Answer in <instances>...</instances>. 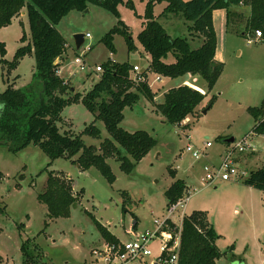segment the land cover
<instances>
[{"label": "rangeland", "instance_id": "obj_1", "mask_svg": "<svg viewBox=\"0 0 264 264\" xmlns=\"http://www.w3.org/2000/svg\"><path fill=\"white\" fill-rule=\"evenodd\" d=\"M126 1L116 4L118 15L103 6L89 4L83 10L69 11L57 24L67 45L64 75L67 76L73 67L74 57L83 53L84 47H90L85 54L90 63L89 70L78 72L69 79L74 92L85 94L92 85L91 79H98L94 66L108 58L138 65L140 70L147 67L148 59L137 34L149 0H130L132 8ZM153 2L154 15L171 36H188L186 23L189 21L180 14L159 16L166 1ZM236 9L243 13L239 29L244 25L249 7L240 5ZM170 15L174 21L167 24L165 19ZM118 19L127 26L131 42L137 49L129 51L125 36L119 33L113 36L114 52H110L101 40ZM213 19L216 51L222 57L223 70L194 113L175 125L156 112L155 105L162 100L164 91L179 85L182 79L161 77L158 80L153 71L148 74L153 101L141 93L138 101L123 109L120 122L123 129L131 132L146 130L157 141L135 163L131 172L123 171L114 157L106 158L115 175L110 183L97 167L80 170L71 159L51 160L33 143L17 151L0 144V264H22L20 246L26 241L36 259L29 264H103L92 253L94 247L106 242L93 219L120 241H129L134 238L135 231L141 233L154 227L153 218L164 213L165 190L177 178L195 189L188 199L185 214L204 211L206 220L218 234L215 242L223 254L215 264H264V190L235 180L207 185L202 178L204 167L219 162L225 151L227 143L223 139L233 137L236 142L253 132L255 121L247 107L259 105L264 98V41L249 43L248 37L234 34L236 26L225 32L223 20L218 15ZM23 33L25 41L21 42ZM76 33H89L78 49L74 44ZM29 40L30 27L24 8L10 24L0 28V41L4 42L6 50L4 58L11 61L15 50ZM191 44L195 45L194 42ZM34 63L33 53H27L18 66L7 73L0 60V92L10 83L17 88L28 83ZM193 81L201 87L205 85L199 76ZM130 90L136 91L134 87ZM212 96L215 97L213 102L203 113L202 108L208 106ZM60 117L57 124L61 132L78 135L90 123L99 128L98 137L81 134L85 145L99 147L104 138L110 137L103 121L96 120L81 103L67 105ZM184 134H188L189 141L202 150L200 158L195 159L185 149L188 140ZM206 140L212 145L205 148ZM252 144L253 150L238 154L240 165L248 170L264 166V136L253 132ZM76 158L77 155L73 157ZM171 171L175 176L170 174ZM50 172L66 178L77 197L67 217L48 218L46 205L37 199L45 189ZM135 221L137 225L133 232ZM155 246L153 241L151 247ZM151 260L152 257H147L129 264H148Z\"/></svg>", "mask_w": 264, "mask_h": 264}, {"label": "trees", "instance_id": "obj_2", "mask_svg": "<svg viewBox=\"0 0 264 264\" xmlns=\"http://www.w3.org/2000/svg\"><path fill=\"white\" fill-rule=\"evenodd\" d=\"M122 0H0V28L11 23L25 8L30 40L19 46L8 61L4 42L0 41V60L6 66L7 73L15 69L27 53L34 55V70L28 83L14 87L11 83L0 92V144L11 151H17L29 143L38 145L51 159L62 157L71 159L80 170L95 166L101 174L112 183L115 175L106 158L114 157L120 168L129 173L135 163L145 156L157 143L146 130L127 131L120 126L123 109L132 106L145 95L153 101L147 79L133 82L129 76L132 66L127 61L116 62L109 58L102 65L98 79L92 82L88 91L81 95L74 92L69 81L57 74L61 59L67 51L66 40L57 28L60 20L71 10H83L89 4L103 6L116 15V4ZM166 6L159 13L180 14L187 25L188 36H171L153 13V0L146 4L142 18V27L137 38L144 52L149 56L147 68L151 72L168 78H183L190 75L193 80L201 77L205 85L201 91L191 85L181 83L170 87L163 93L162 100L155 105L156 112L171 124L185 120L200 105L212 89L223 70V62L215 59L216 34L212 22V11L224 9L226 12V29L236 26L234 34L248 37L249 32L261 30L264 37V0H165ZM133 7L130 0L126 1ZM249 7V15L244 25L239 28L243 13L237 7ZM125 36L128 50L136 49L125 23H117L102 37L110 52H114V34ZM191 38V39H190ZM201 39L198 46H192L191 40ZM21 42L25 41L23 33ZM172 61H168L169 57ZM145 77L146 71H143ZM134 87L136 91L130 90ZM212 96L208 109L214 100ZM72 103H81L96 120H101L109 133L100 142L99 147L85 145L81 134L98 137L99 128L90 123L81 134L61 132L58 126L63 109ZM247 111L255 124L252 131L264 136V99L256 106H248ZM119 146V147H118ZM100 150V151H99ZM77 155L76 159H73ZM170 174L175 176V172ZM245 184L264 190V166L251 170L242 180ZM186 186L182 178L175 179L165 190L166 205L175 202ZM39 202L46 205L48 218L67 217L71 206L77 200L72 193L71 183L53 172L48 174L44 191L37 196ZM101 237L109 243L119 239L100 222L93 219ZM47 223L45 222V225ZM137 222L133 224V230ZM218 234L205 218L204 211H192L185 215L180 231L178 264H215L223 254L216 245ZM20 246L22 264H29L36 259L27 245Z\"/></svg>", "mask_w": 264, "mask_h": 264}, {"label": "built area", "instance_id": "obj_3", "mask_svg": "<svg viewBox=\"0 0 264 264\" xmlns=\"http://www.w3.org/2000/svg\"><path fill=\"white\" fill-rule=\"evenodd\" d=\"M255 38L248 37L247 42H255V40L264 41L263 33L261 30H255ZM89 37V33L83 35V42ZM81 44V45H82ZM80 45V46H81ZM90 50L89 46L84 47L83 53H78L73 61V67L68 72L67 77L64 76V69L59 67L57 74L62 76L65 81L72 78L76 73L89 70V63L85 59L86 52ZM102 65L96 64L93 71L98 73V77L102 72ZM146 71L147 76L143 74ZM151 71L146 67L140 70L138 65H132L129 69V76L135 83H139L147 79L149 83L148 74ZM162 76L157 74L158 80ZM93 78L91 79V83ZM149 87L150 83H149ZM188 140L185 149L191 153L195 159L200 158L203 152L200 148L193 145L189 139L188 134H184ZM253 132L245 134L240 140H235L229 144L222 156L216 164H209L205 166V174L202 177L207 185H216L220 181H242L245 179L250 171L245 166L240 165L241 161L238 159V154L247 153L253 150L252 144ZM209 140L204 142V147L211 146ZM254 170V169H252ZM186 183L182 195L175 201L165 206L164 213L161 217H154L152 229H147L144 232H134V238L129 241L117 243L104 242L98 247L92 249L96 260H100L103 264H129L136 260H141L147 257H152L148 264H178V249L180 243V231L182 220L185 215V208L190 195L194 192ZM155 241V248L151 247V243ZM153 249H156L155 252Z\"/></svg>", "mask_w": 264, "mask_h": 264}, {"label": "crops", "instance_id": "obj_4", "mask_svg": "<svg viewBox=\"0 0 264 264\" xmlns=\"http://www.w3.org/2000/svg\"><path fill=\"white\" fill-rule=\"evenodd\" d=\"M165 6H166V4H165ZM164 6V7H165ZM214 15H218L222 20H223V22H224V28H225V32H227V29H226V12H225V10L224 9H215V10H213L212 11V22H214ZM248 15H249V13H248ZM174 17V16H173ZM158 20H159V18H158ZM142 21H144V19L142 18ZM172 21H174L173 19H172V15H170L169 17H167L166 19H165V22L168 24V22L169 23H172ZM161 23V22H160ZM162 24V23H161ZM188 24H190V22H188V23H186V28H187V25ZM163 25V24H162ZM140 27H142V22H141V26ZM213 27H214V24H213ZM165 28V27H164ZM215 28V27H214ZM215 30V29H214ZM187 34H188V31H187ZM216 34V33H215ZM248 37H251V38H255V35H254V32L252 33V35L250 36V35H248ZM191 39V38H190ZM191 42L193 43L194 42V46L196 47V46H198V45H200V43H201V39H194V40H191ZM255 42H263V41H257V40H255ZM216 44H217V40H216ZM136 49H137V47H136ZM143 49V48H142ZM216 49H217V47H216ZM216 49H215V59L216 60H218V61H221L222 62V57H221V55L219 54L218 55V53H217V51H216ZM67 52V51H66ZM66 55V54H65ZM146 57H147V59H148V61H149V56L146 54ZM65 59H66V57L64 56L62 59H61V61H60V66L59 67H62L63 69H64V63H65ZM168 61H172V57L170 56L169 57V59H168ZM87 62H88V60H87ZM89 63V62H88ZM97 64H100V63H97ZM89 65H90V63H89ZM65 76V78L67 77L66 75H64ZM190 75H187V76H185V77H183V78H180V79H182L181 80V82H178V84H181V83H185V84H187V82H189V83H191V81H190ZM70 79V78H69ZM69 79H68V81H69ZM189 85V84H188ZM173 87V86H172ZM197 87H199L198 89H200L201 91L203 90L202 89V87H204V86H197ZM264 99V98H263ZM262 99V100H263ZM188 215V214H187ZM136 229V228H135ZM135 229L133 230V231H135ZM118 238V237H117ZM120 240V239H119ZM3 264H5V262L3 263Z\"/></svg>", "mask_w": 264, "mask_h": 264}, {"label": "water", "instance_id": "obj_5", "mask_svg": "<svg viewBox=\"0 0 264 264\" xmlns=\"http://www.w3.org/2000/svg\"><path fill=\"white\" fill-rule=\"evenodd\" d=\"M85 11H87V9ZM73 36H74L75 48L78 49L80 47V45L82 44V42H83V33H76ZM206 111H207V109H204L203 113H205ZM223 140H224L225 143L229 144V143L234 141V138L233 137H228V138H225ZM132 229H133V227H132ZM234 264H243V263L242 262H235Z\"/></svg>", "mask_w": 264, "mask_h": 264}]
</instances>
